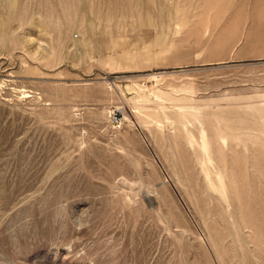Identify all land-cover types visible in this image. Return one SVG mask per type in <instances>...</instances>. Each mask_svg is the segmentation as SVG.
I'll return each instance as SVG.
<instances>
[{
	"label": "rangeland",
	"instance_id": "1",
	"mask_svg": "<svg viewBox=\"0 0 264 264\" xmlns=\"http://www.w3.org/2000/svg\"><path fill=\"white\" fill-rule=\"evenodd\" d=\"M0 264H264V0H0Z\"/></svg>",
	"mask_w": 264,
	"mask_h": 264
}]
</instances>
